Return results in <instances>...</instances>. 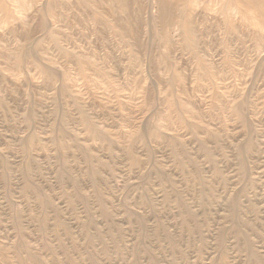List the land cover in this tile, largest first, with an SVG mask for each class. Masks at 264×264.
<instances>
[{"label":"rangeland","instance_id":"1","mask_svg":"<svg viewBox=\"0 0 264 264\" xmlns=\"http://www.w3.org/2000/svg\"><path fill=\"white\" fill-rule=\"evenodd\" d=\"M0 264H264V0H0Z\"/></svg>","mask_w":264,"mask_h":264}]
</instances>
